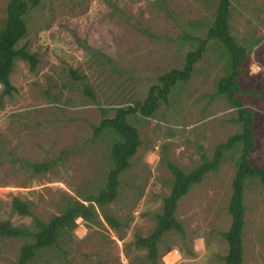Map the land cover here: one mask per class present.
<instances>
[{
  "label": "rangeland",
  "instance_id": "1",
  "mask_svg": "<svg viewBox=\"0 0 264 264\" xmlns=\"http://www.w3.org/2000/svg\"><path fill=\"white\" fill-rule=\"evenodd\" d=\"M217 1L41 0L29 12L27 34L17 46L27 43L38 55L36 69L31 72L27 62L16 59L10 75L16 91L0 99V220L32 227L31 216L12 211L13 196L28 201L32 215L46 221L60 213L66 196L81 198L103 187L111 140H91L99 107L141 101L157 76L180 68L192 49L187 37H204ZM7 2L0 0V23ZM229 27L249 49L237 79L243 92L238 97L254 110L250 161L264 166V99L249 93L264 90V0H231ZM221 54L215 42H208L190 79L176 84L167 104L161 103L149 118H128L141 145L130 167L120 173L115 200L95 206L102 224L76 219L70 239L41 251L30 264H65V257L71 264H150L144 259L146 250L132 242L137 234H149L169 193L172 177L166 163L190 170L201 154L210 158L214 146L239 128L233 121L236 111L213 95L225 70ZM233 157L226 152L218 170L190 186L178 201L175 217L184 235L164 234L157 244L162 256L155 264H171V251L179 259L174 264H223L227 243L220 232L230 223ZM51 159L58 161L48 171L34 173L25 167ZM243 204L242 264H264V188L257 181L246 183ZM103 214L121 227L111 228ZM22 243L1 238L0 264H11ZM167 247L171 249L165 252Z\"/></svg>",
  "mask_w": 264,
  "mask_h": 264
},
{
  "label": "trees",
  "instance_id": "2",
  "mask_svg": "<svg viewBox=\"0 0 264 264\" xmlns=\"http://www.w3.org/2000/svg\"><path fill=\"white\" fill-rule=\"evenodd\" d=\"M41 0H8L5 17L0 23V99L10 97L16 91L10 81L16 59L28 63V68L34 72L38 63V55L27 49V43L17 46L27 34V17L29 12L40 5ZM231 0H218L211 24L207 27L203 38L188 36L192 49L184 55L180 68H172L156 77L155 82L148 87L146 96L141 101L131 105L118 107H99L100 120L92 126L91 140L108 137L111 143L108 147L110 169L102 188L95 194L74 198L66 196L61 199L60 213L52 215L44 221L32 215L30 203L17 196L11 199V209L19 216H31L32 227L16 226L9 220H0V239L19 238L23 240L16 259L11 264H30L41 251L52 250L60 240L70 239L76 228V219L80 218L87 224H102L96 207L102 208L111 203L117 196L120 173L130 167V158L141 145L136 127L128 121L131 116L151 117L161 103H168V95L178 83L187 82L194 65L202 58L208 42H215L222 49L225 60V70L216 80L213 95L224 98L236 111L233 120L238 124V130L224 142L214 146L212 156L200 155V161L190 170H183L173 163L167 162L166 167L172 180L169 193L163 197L160 211L154 215L155 224L146 237L135 236V248L145 249L144 259L155 264L162 255L158 253L157 244L167 232L184 235L183 224L175 217L178 201L184 197L190 186L199 184L208 173L216 172L224 160L226 152H233L234 173L231 178V193L228 199L227 212L230 223L227 230L220 236L227 243V251L221 257L223 264H242L243 245L241 233L244 226L245 207L243 192L246 183L257 181L264 188V166H256L250 161V154L255 146L254 110L246 107L238 97L242 94L238 78L248 57L249 49L240 44L230 32ZM245 73L248 72L244 68ZM79 78V76H76ZM92 96L91 91L85 89ZM250 94L264 99V90H249ZM109 112L112 113L109 116ZM63 153L57 159L63 157ZM51 159L46 162L25 163V167L34 173L50 170L58 161ZM86 202V204H85ZM104 222L111 228L118 229L121 223L107 214L102 215ZM125 227V226H124ZM171 248L167 247L165 252ZM60 251L65 255L62 248ZM65 264H71L65 257ZM130 264H135L130 262Z\"/></svg>",
  "mask_w": 264,
  "mask_h": 264
},
{
  "label": "built area",
  "instance_id": "3",
  "mask_svg": "<svg viewBox=\"0 0 264 264\" xmlns=\"http://www.w3.org/2000/svg\"><path fill=\"white\" fill-rule=\"evenodd\" d=\"M171 254H173V256L175 257L174 258V260L172 261V263L171 264H174L175 262H176V260H179L178 258H177V253H176V251H171L169 254H167V256L168 255H171Z\"/></svg>",
  "mask_w": 264,
  "mask_h": 264
}]
</instances>
